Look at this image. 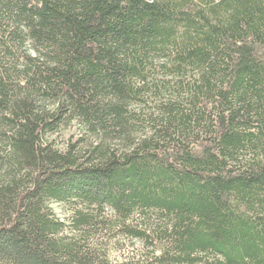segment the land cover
Instances as JSON below:
<instances>
[{"label":"trees","instance_id":"1","mask_svg":"<svg viewBox=\"0 0 264 264\" xmlns=\"http://www.w3.org/2000/svg\"><path fill=\"white\" fill-rule=\"evenodd\" d=\"M0 264H264V0H0Z\"/></svg>","mask_w":264,"mask_h":264},{"label":"rangeland","instance_id":"2","mask_svg":"<svg viewBox=\"0 0 264 264\" xmlns=\"http://www.w3.org/2000/svg\"><path fill=\"white\" fill-rule=\"evenodd\" d=\"M71 127H69V128H67V129H64V130H62L59 134H57V140L58 141H60V143H61V141H63L64 139H66V138H68V135L70 134V132L72 131V129H70ZM53 207H54V211H55V213L59 216V217H64V209L61 207V206H59V205H56V204H54L53 205Z\"/></svg>","mask_w":264,"mask_h":264}]
</instances>
